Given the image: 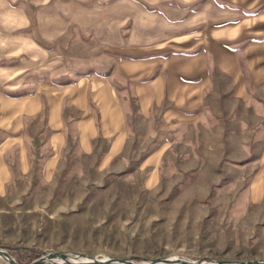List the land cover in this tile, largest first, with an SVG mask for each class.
<instances>
[{"label": "crops", "instance_id": "obj_1", "mask_svg": "<svg viewBox=\"0 0 264 264\" xmlns=\"http://www.w3.org/2000/svg\"><path fill=\"white\" fill-rule=\"evenodd\" d=\"M224 86H264V0H0V249H57L59 188L131 170L133 112L163 130L144 171Z\"/></svg>", "mask_w": 264, "mask_h": 264}, {"label": "rangeland", "instance_id": "obj_2", "mask_svg": "<svg viewBox=\"0 0 264 264\" xmlns=\"http://www.w3.org/2000/svg\"><path fill=\"white\" fill-rule=\"evenodd\" d=\"M261 89L259 100L252 96L243 102L234 98L230 86L215 87L212 110L201 124L166 131L175 139L171 149L156 159L155 168L144 171L138 169L142 153L158 148L157 142L144 143L159 141L163 130L153 124L150 130L133 112L137 143L129 148L131 170L100 173L93 162L77 169L73 196H62L67 188H59V216L52 220L57 249L19 251L22 263L50 252L135 258V264L164 258L197 263L264 260Z\"/></svg>", "mask_w": 264, "mask_h": 264}, {"label": "water", "instance_id": "obj_3", "mask_svg": "<svg viewBox=\"0 0 264 264\" xmlns=\"http://www.w3.org/2000/svg\"><path fill=\"white\" fill-rule=\"evenodd\" d=\"M73 255V256H72ZM0 257L1 259L5 260L9 264H17L16 259L7 251L0 249ZM73 258H87L91 259L85 255H77V253H68V252H50L48 255L40 258L39 260H34L33 264H74L70 259ZM62 260V262L60 261ZM93 263L90 264H135V258H127L124 260L114 259V258H107V259H92ZM177 263L183 264H199L197 262L185 261L182 259H177ZM150 264H158V263H166L172 264L176 262L174 259L164 258V259H157L149 261ZM217 264H226V262L218 261ZM229 264H264V260L259 261H245V262H232Z\"/></svg>", "mask_w": 264, "mask_h": 264}, {"label": "bare ground", "instance_id": "obj_4", "mask_svg": "<svg viewBox=\"0 0 264 264\" xmlns=\"http://www.w3.org/2000/svg\"><path fill=\"white\" fill-rule=\"evenodd\" d=\"M179 259V258H178ZM174 260L176 261V262H174V263H172V264H183V263H177V258H174ZM90 264V263H93V260L92 259H85V258H83V259H78V260H75L74 261V264ZM199 264H216L215 262H200ZM226 264H229V262L228 263H226Z\"/></svg>", "mask_w": 264, "mask_h": 264}, {"label": "built area", "instance_id": "obj_5", "mask_svg": "<svg viewBox=\"0 0 264 264\" xmlns=\"http://www.w3.org/2000/svg\"><path fill=\"white\" fill-rule=\"evenodd\" d=\"M73 256V255H72ZM0 259H1V257H0ZM1 260H3V259H1ZM72 262H74L75 260H78L77 258H73V259H70ZM61 262H62V260H60ZM4 262H5V264H9V263H7L5 260H4ZM17 264H21V263H19V262H17ZM78 264V263H77ZM159 264H161V263H159ZM164 264H166V263H164ZM217 264V263H216Z\"/></svg>", "mask_w": 264, "mask_h": 264}, {"label": "trees", "instance_id": "obj_6", "mask_svg": "<svg viewBox=\"0 0 264 264\" xmlns=\"http://www.w3.org/2000/svg\"><path fill=\"white\" fill-rule=\"evenodd\" d=\"M35 259V258H34ZM37 259V258H36ZM30 262H28L27 264H31L33 261L32 260H29ZM21 264H23V263H21ZM26 264V263H25Z\"/></svg>", "mask_w": 264, "mask_h": 264}]
</instances>
